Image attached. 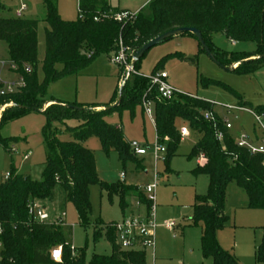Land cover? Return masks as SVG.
<instances>
[{
	"label": "trees",
	"instance_id": "16d2710c",
	"mask_svg": "<svg viewBox=\"0 0 264 264\" xmlns=\"http://www.w3.org/2000/svg\"><path fill=\"white\" fill-rule=\"evenodd\" d=\"M1 1L0 9L4 7ZM43 3L45 22L49 26L45 31L43 80L38 76L39 21L15 16L0 18V42L7 44L10 62L17 67L26 84L19 93L0 99V108L12 103L1 115L0 128L26 114L42 112L51 84L79 75L101 56L112 60L121 43L135 55L147 43L166 33L196 29L212 53L214 62L224 70L228 71L238 64L233 73L244 76L264 62V58L249 61L264 56V0H151L134 19L123 22L112 17L128 11L113 9L109 0H79V15L75 22L61 19L58 0H44ZM217 35L235 44H255L256 49L253 52L224 51L215 44ZM182 36L194 37L189 33ZM199 48L201 53L206 54L200 44ZM174 56L196 63V59L174 54L164 58L157 68ZM142 59L134 65L138 75L132 76V80L118 89L111 103L114 104L121 93L119 107H84L53 99L54 104L43 111L48 123L43 131L47 162L42 181L18 174L12 164L11 178L0 185V224L4 229L0 238V264H57L51 259V251L57 247L63 248V264H86L85 250L80 251L77 258H72L70 244L61 226L38 224L30 219L29 203L53 201L59 186L66 201L75 206L83 226L89 224L92 213V186H99L110 198L118 196L123 217L128 215L131 207L129 200L133 195L150 209L151 205L137 187L123 183L108 186L100 182L95 155L83 145L88 139L97 138L107 156L112 152L119 155L124 168L128 162H135L138 168H142L141 162L131 154L130 145L125 142L120 128L109 124L106 118L117 112H134L137 107H142L144 99L154 104L157 139L166 146L168 164L177 155L182 142L176 125L178 120L187 123L191 131L199 134L190 158H206V164L198 167L194 174L207 176L209 188L205 196L196 197L192 223L201 227V252L205 259L212 260L213 264H238L233 255L222 249L217 239L218 232L229 222L225 213L227 190L230 184H235L246 193L248 209L264 211V155H254L237 146L216 114L215 104L187 94L160 100L157 91L150 90L149 79L139 74ZM25 66L31 68L30 74L26 73ZM157 68L153 74L158 72ZM122 71L120 68V73ZM214 83L206 81L205 85ZM240 104L253 108L246 102ZM97 108L103 109L97 111ZM256 110L261 111L262 107ZM207 113L214 115V121L205 119ZM68 120L81 122L77 128L65 129L73 138L71 142L61 141L58 132L53 130V124H65ZM219 132L223 134L222 142L218 140ZM11 141L15 140L4 139L0 135V145L8 151ZM110 225L98 222L94 239L98 241L105 235L113 244L112 255H94L88 264H147L145 253L122 252L119 249ZM257 258L260 262L264 260V228Z\"/></svg>",
	"mask_w": 264,
	"mask_h": 264
},
{
	"label": "rangeland",
	"instance_id": "374dc122",
	"mask_svg": "<svg viewBox=\"0 0 264 264\" xmlns=\"http://www.w3.org/2000/svg\"><path fill=\"white\" fill-rule=\"evenodd\" d=\"M143 1L146 0H115L113 3L117 7L135 10ZM22 2L28 7L23 18L39 21L38 76L43 80L42 62L46 51L45 31L49 28L45 22L44 0H2L4 7L0 9V18L14 16V11L20 7ZM58 11L63 21L75 22L79 15V0H58ZM215 44L224 51L232 52H250L256 49V45L252 43L234 46L222 35L215 37ZM174 54H181L187 59H196V63L183 61L180 57L174 56L157 68L164 58ZM234 67L237 68L238 64L231 68ZM58 68L61 69V66ZM156 68L158 72L167 73L171 86L182 94L216 104L220 115H227L223 109L226 106H237L240 102H246L254 109L264 107V62L253 67L252 73L248 75H236L229 70L222 69L208 55L201 53L199 43L194 37L178 36L152 48L142 59L139 74L148 78ZM122 69L120 73L118 65L106 56L99 57L79 75L51 84L44 98L45 105L42 111L54 104L53 99L84 107L115 105L117 101L114 104L111 103L118 89H121L120 84L127 77V71ZM135 72L136 74H130L128 80L138 75L136 70ZM0 77L7 83L20 81L19 73L13 70L8 46L4 42H0ZM206 81L215 83L206 86ZM11 106L12 104L9 107ZM102 109L97 108L96 110L101 111ZM1 115L2 113L0 118ZM227 116L234 125L231 133L235 140H239L242 133L248 135L247 132H253L254 128L258 135H262V130L249 113L238 112L237 116L232 113ZM106 121L120 128L125 142L129 145L136 142L145 148H150L157 142L154 123L145 114L143 105L137 107L134 112L114 113L108 116ZM47 123L48 119L44 114L29 113L0 128L2 138L15 140L9 143V151L0 145V182L6 180L8 173L11 174L12 164L18 174L30 177L37 182L42 181L47 162L43 135ZM80 125L81 122L78 120H68L65 124H53V130L58 132V138L61 141L71 142L73 141L72 136L60 129L77 128ZM176 125L180 133L184 128L190 130L189 125L181 120H178ZM199 138L198 133L190 130V136L182 138L177 155L171 159L169 164L167 153L160 156L157 164L152 151H148L146 156L135 157L144 169L138 168L135 162H128L124 168L119 155L112 152L107 156L103 152L101 141L97 138L88 139L83 144L85 148L94 153L99 180L108 186H120L123 183L127 186H138L140 190V187L153 184L155 176L157 177L156 260L154 261L151 252H148L147 264H211L202 257L201 227L192 223L196 197L205 196L209 188L207 176L194 174L199 167L200 157L190 158L192 149ZM12 149L17 153H13ZM27 153L31 155L25 159L24 156ZM123 173L126 176L125 179L121 177ZM90 201L92 213L87 226L81 224L75 206L66 201L64 191L60 186L55 190L53 201H43L45 202L43 205L47 207L52 217L62 213L66 214L65 224L62 225V223L59 226L65 230L72 258H77L80 251L85 250L86 264L94 255L111 256L113 253V244L106 239L104 233L102 238L95 241L96 224L102 222L109 225L118 223L124 218L119 197L114 195L110 198L108 193L102 191L97 185L90 189ZM246 201L245 192L235 184H230L226 208L230 222L218 232L222 237L223 246L219 244L223 250L234 256L238 264H264V260L260 262L257 258V249L263 239L261 228L264 227V212L243 209ZM129 202L136 211L137 200L131 198ZM168 223H174V227L168 228ZM244 225H253L251 226L253 228H241L246 227ZM236 247L239 250V257L234 253ZM1 250L2 245L0 244V253Z\"/></svg>",
	"mask_w": 264,
	"mask_h": 264
},
{
	"label": "built area",
	"instance_id": "2783aa9c",
	"mask_svg": "<svg viewBox=\"0 0 264 264\" xmlns=\"http://www.w3.org/2000/svg\"><path fill=\"white\" fill-rule=\"evenodd\" d=\"M28 7L23 2L20 7L14 11V16L16 18H23ZM137 13H120L114 15L112 18L115 21L123 22L127 19H134ZM98 21L97 19H95ZM235 45V43H233ZM134 58V53L129 49L125 48L122 43L120 44V50L116 56L112 58V62L119 66V68H124L127 71V77L120 84V87H124L130 74H136L134 68H132V62ZM13 70L17 71V67L13 65ZM26 73H31V68L25 66ZM150 90L157 91V95L160 100H171L176 95L182 94L169 83V76L165 72H157L150 77ZM26 87L25 80L20 76V81L18 83H7L0 78V99L7 98L19 93ZM6 104L0 108V114L3 113L10 105ZM143 109L147 117L155 123V111L154 104L146 99L143 101ZM226 111L228 113L233 112H245L249 113L254 117L256 125L262 130V135L259 138L252 139L246 134H242L236 144L240 148H246L252 154H262L264 155V107L261 111L253 108L244 107L241 104L239 106H226ZM214 115L212 113H207L205 115L206 120H213ZM223 125L227 130L232 129V124L229 119L224 117L221 118ZM189 136V131L184 128L181 132V137L186 138ZM218 140L223 141V134L218 133ZM130 149L135 157L146 156L148 151H152L157 164L160 161V156L166 153V147L159 143L158 139L156 144L150 148H145L139 143H131ZM13 153H17L14 149L11 150ZM31 154H25L24 158L28 159ZM201 160H204V156H200ZM122 179H125V174H121ZM11 178V174L6 175V180ZM158 188V179L155 176V182L153 184H148L142 188V192L145 196L146 201L151 205L148 210L145 205H142L139 201L136 203L137 210L131 211L122 221L118 223H112L109 227L115 233L116 244L122 252H143L147 255L151 252L152 258L155 261V250H156V230L158 228L156 220V190ZM28 212L30 219L34 223L38 224H48V225H61L66 218V214L62 213L58 216L52 217V215L47 211V209L41 205L40 201H31L28 205ZM168 228H173L174 223H168ZM4 233V229L0 224V238ZM75 251L74 248H72ZM51 259L57 264H63V248L57 247L51 251Z\"/></svg>",
	"mask_w": 264,
	"mask_h": 264
},
{
	"label": "crops",
	"instance_id": "0c3cea01",
	"mask_svg": "<svg viewBox=\"0 0 264 264\" xmlns=\"http://www.w3.org/2000/svg\"><path fill=\"white\" fill-rule=\"evenodd\" d=\"M113 1H115V0H109V3H110V6L113 8V9H118V10H121V11H128V12H130V13H138L140 10H142L144 7H146V5L151 1V0H146V1H143V2H141L137 7H136V9L135 10H132V9H129V8H127V7H117L116 5H114V3H113ZM120 1V0H119ZM28 11V10H27ZM26 11V12H27ZM234 45V44H233ZM237 44H235L234 46H236ZM38 49H39V40H38ZM250 52H253V51H250ZM3 67H4V63H3ZM1 78V77H0ZM41 80V79H40ZM119 81H120V78H119ZM118 86H119V82H118ZM55 100V99H54ZM57 101V100H56ZM59 102H61V101H59ZM64 103V102H63ZM66 104H68V103H66ZM240 104H238L237 106H239ZM102 106V105H101ZM217 105L215 104V112H216V114L220 117V118H224V117H226V118H228V116L227 115H230L231 113H228L227 111H226V109L225 108H223L225 111H226V114L227 115H220L219 113H218V111H217ZM39 114H43V111L42 112H40ZM234 116H237V114H238V112H233L232 113ZM231 123V122H230ZM154 126H155V123H154ZM188 129V128H187ZM234 129V125H232V129L229 131V133H230V135L232 136V133H231V131ZM60 130H62V131H65V130H63V129H60ZM188 131H189V136H190V130L188 129ZM242 134H246V133H242ZM241 134V135H242ZM247 134L249 135V137L250 138H254V139H256V138H259L260 137V135H258L257 134V132H256V129L254 128L253 129V132L251 131V132H247ZM240 135V136H241ZM188 136V137H189ZM188 137H186V138H188ZM234 139V138H233ZM183 140V139H182ZM235 140V139H234ZM235 141H237V140H235ZM31 154V153H30ZM14 157V156H13ZM206 162H207V160H206V158L204 159V160H201V157L199 158V161H198V165H199V167H203L205 164H206ZM97 163V162H96ZM126 177V176H125ZM5 181V179L3 180V181H1L0 182V185L3 183ZM138 187V186H137ZM142 188L143 187H140V190H142ZM239 188V187H238ZM242 190V189H241ZM246 194V193H245ZM247 196V195H246ZM131 198H135L136 200H137V198L135 197V196H133V197H131ZM130 198V199H131ZM130 201V200H129ZM138 201V200H137ZM46 202V201H45ZM45 202H43V201H40V203H42L41 205L42 206H44L46 209H47V207L45 206V205H43V203H45ZM227 203H228V190H227V202H226V208H227ZM130 205H131V207H130V210H129V212H128V214L131 212V211H134V206L132 205V203L130 202ZM244 207H243V209H246V210H248V211H253V212H264V211H259V210H250V209H248V197H247V201H246V203H245V205H243ZM47 211H48V209H47ZM49 212V211H48ZM225 213H226V216L228 217V215H227V211H226V209H225ZM229 218V217H228ZM229 222H230V218H229ZM229 222H228V224H229ZM65 224V221L63 222V224L62 225H64ZM227 224V225H228ZM264 224V223H263ZM244 226H246V227H241V228H253V227H251V226H253V225H244ZM263 228L264 227H262L261 228V230L263 231ZM201 235H202V230H201ZM217 238H218V241H219V243H221V245L223 246V243H222V237L218 234V236H217ZM238 247H236V251H234V253L239 257L240 255H239V250L237 249ZM226 250H227V248H226ZM203 257V256H202ZM203 259L204 260H208V261H210L211 262V264H213L212 263V260H210V259H205L204 257H203Z\"/></svg>",
	"mask_w": 264,
	"mask_h": 264
},
{
	"label": "water",
	"instance_id": "95a60500",
	"mask_svg": "<svg viewBox=\"0 0 264 264\" xmlns=\"http://www.w3.org/2000/svg\"><path fill=\"white\" fill-rule=\"evenodd\" d=\"M186 33L192 34L196 38L198 43L202 46V48L205 50L206 54L214 61V57H213L212 53L210 52L208 47L205 45V43L203 41V38H202V35H201V33L198 30H196V29H178V30H174V31H171L169 33H166V34H164V35H162V36L150 41L145 46H143V48H141V50H139L134 55L133 62H132V68H134V65L138 61H140L143 58V56L146 53H148L152 48L165 43L167 40H170V39L178 37V36H182V35H184ZM262 58H264V56L263 57H258V58H253V59H251L249 61L259 60V59H262ZM235 69L236 68L234 67V68L229 69V71L233 72ZM121 102H122V95L120 93L119 96H118V100H117L116 104L111 106V107H108V109H113V108L119 107L121 105ZM68 107H71V106H68Z\"/></svg>",
	"mask_w": 264,
	"mask_h": 264
}]
</instances>
